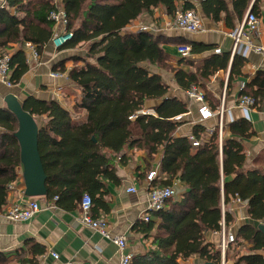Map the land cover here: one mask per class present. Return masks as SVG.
<instances>
[{"label":"trees","instance_id":"16d2710c","mask_svg":"<svg viewBox=\"0 0 264 264\" xmlns=\"http://www.w3.org/2000/svg\"><path fill=\"white\" fill-rule=\"evenodd\" d=\"M178 1L60 0L68 19L66 31L72 33V39L59 51L75 49L80 44L86 47L84 57L62 60L53 70L64 74L66 62L76 65L82 61L81 67L74 66L68 72L67 79L80 91L76 107L86 112L85 122L76 123L55 101L28 97L22 103L24 111L42 119L38 126V151L46 176L45 198L58 208L80 207L84 194L90 196L92 207L103 206L105 183L119 182L115 158L120 165L127 160L125 154L120 155L121 151L137 149L151 161L162 148L159 187H171L176 180L186 192L178 201L169 200L164 209L154 213L159 224L152 248L143 256L133 257L130 264H179L178 259L191 257L200 259V264H220L219 249L206 243L204 234L219 232L222 218L225 226L231 222L230 214L222 212V204L228 205L231 199L247 201L250 218L264 221V173L244 171L241 143L252 135L250 123L239 119L226 125L231 136L220 144L216 132L198 142L197 147L187 138L174 137L181 124L175 118L185 114L187 106L175 98L164 99L168 87L143 64L170 71L164 46L176 40L148 31L122 33L133 21L151 16L158 7H164L172 16ZM183 8L191 6L185 2ZM54 9V0H5L0 6V48H6L8 43L20 44V49L10 56L13 85L28 70L24 44H33L40 54L50 43L54 26L47 17ZM218 9H213L215 19ZM255 9L256 5L250 12L255 13ZM209 49L211 46L192 45L191 50L201 53ZM229 56L226 53L210 56L195 72L172 70L177 85L186 90L199 79L206 80L217 70H225ZM245 61L237 54L232 58L228 87L233 79L241 77ZM254 86L255 91L244 88L240 96L251 97L258 106L264 91L261 73L250 83L252 89ZM205 99L215 110L218 103L210 96ZM150 100L161 103L154 108V115H142L145 102ZM16 130L14 116L0 108V214L7 203L9 186L17 181L21 167L19 145L13 136ZM201 132L202 127H194L197 141ZM155 181L153 184L157 185ZM154 225L144 224L142 231L148 233ZM253 240L257 247H264L263 236L257 234ZM0 264H7L1 253ZM233 264H264V260L245 257Z\"/></svg>","mask_w":264,"mask_h":264},{"label":"crops","instance_id":"0c3cea01","mask_svg":"<svg viewBox=\"0 0 264 264\" xmlns=\"http://www.w3.org/2000/svg\"><path fill=\"white\" fill-rule=\"evenodd\" d=\"M179 0L176 9H184V3H188L202 24V30L197 33H184L174 28H167L166 24L169 16L164 7H158L153 10L151 16H142L129 24L122 33H138L139 25H145L150 28H156L154 34H161L166 38L175 39V43L164 46L167 54V64L171 67L170 71L164 70L155 65L143 64L144 68L150 74L159 75L162 82L168 87L164 99L175 98L187 106V112L177 118L181 123L174 132L176 138H191L197 140L193 135L195 126L203 128L199 133L200 141L207 140L213 132L218 135L219 144L222 139L230 138V131L226 125L244 119L250 123L252 135L249 139L242 141L243 153L245 156L244 171L259 170L264 173V91L262 101L252 110H245L241 105V96L239 86L245 83L247 91L256 90L257 87H250V83L259 73L264 76V57L254 52H249L244 66L241 69V77L233 79L228 87V78L230 72L233 40L230 34L237 29L243 22L248 11L256 5L254 15L258 19V32L251 34L252 43L264 47V0ZM57 6H60V0H54ZM222 3V4H221ZM5 4V0H0V6ZM222 5V9L217 7ZM213 9H218V15L215 19ZM188 10V9H184ZM13 12V11H12ZM253 13V12H252ZM13 14V13H12ZM55 31V28H53ZM54 33V32H53ZM211 46V49L201 53L192 52L190 61L182 59L177 53L178 45ZM25 45V44H24ZM84 44L78 45L75 49L54 50L50 43L47 44L40 55L38 65L28 66L27 72L22 76L20 82L7 88L0 83V108L5 109L4 98L8 94L17 97L18 101L23 103L28 97H33L42 101H55L62 108L67 110L72 119L82 124L86 119V112L76 107L80 99V91L68 79V72L74 67H81L82 61L76 65L68 61L65 63L66 73L62 78H53L51 73H56L53 68L62 60L73 56H85L82 49ZM20 49L19 43H8L6 48H0V54L7 53L10 56ZM219 49L220 53H214ZM25 62L28 51L25 50ZM192 51V50H191ZM229 54V62L225 70H217L206 80H198L192 85L197 86L198 90L204 96V104L210 108L205 96H210L212 100L218 103L215 110H223L222 116L219 114L209 119L201 120L198 109L201 104L188 98L186 92L188 89H181L174 78L172 70H182L184 72H195L202 66L203 62L210 56ZM213 101V102H214ZM259 101V98H258ZM161 100L146 101L142 112L154 115V108L160 105ZM38 126L42 119H35ZM192 143V142H191ZM194 147V146H193ZM126 156V163L120 165L118 158H115V172L119 180L117 184L105 183L104 194L102 197L103 206L91 208L90 215L94 219H103L106 221L107 231L114 236H123L126 238L127 248L133 257L143 256L152 248V241L157 232L158 219L148 213V196L146 176L150 171L156 172V186H160L159 180V162L162 157V148L154 156V159L148 161L143 151L133 149L123 150L120 155ZM119 155V156H120ZM221 159V157H220ZM149 168V170H148ZM22 169H18V179L13 184V188L8 191L7 203L4 211L0 214V253L6 258L7 264H22L23 261H30L31 264H116L120 253L117 247L110 241L103 238L97 232L90 230L79 222V207L67 209L58 208L54 202L46 200L44 197L29 198L34 199L40 205V210L29 221L14 223L5 218L6 211L14 206L26 202L28 197L24 195V186L22 180ZM162 178V177H161ZM160 178V179H161ZM176 187L177 195L171 200L178 201L186 192V188L179 181L174 180L171 185ZM134 188L135 192L129 193L128 189ZM169 201V200H168ZM166 205V204H165ZM165 208V207H164ZM163 208V209H164ZM226 210L232 220L225 226L226 232L234 235L235 242L226 247L221 252V237L218 232H206L204 239L206 243L211 244L220 251V264H233L240 258H259L264 260V247H257L253 237L257 234L263 236L264 221L253 220L248 214L247 201L231 199L226 206L222 204V212ZM149 216V222L155 225L151 231L144 233L142 225L148 224L142 220L143 216ZM224 222V219L222 218ZM225 225V223H224ZM42 250L39 254L37 251ZM51 252L57 254V258L51 256ZM132 257V258H133ZM197 257H191L187 260L178 259L179 264H200Z\"/></svg>","mask_w":264,"mask_h":264},{"label":"built area","instance_id":"2783aa9c","mask_svg":"<svg viewBox=\"0 0 264 264\" xmlns=\"http://www.w3.org/2000/svg\"><path fill=\"white\" fill-rule=\"evenodd\" d=\"M3 5V4H2ZM1 5V6H2ZM55 9L52 10L47 19L53 23L55 31L50 39V45L54 50H59L65 44H67L72 39V33L66 31L68 25L67 15L63 8L57 6L55 3ZM258 19L254 13L248 11L245 15L242 24L235 29L231 34L233 40L232 54H237L242 57L247 56L249 52H254L256 54L264 57V47L252 43L250 39L251 34H257L258 32ZM167 28H174L184 33H197L202 30V24L198 16L193 10H184L176 9L174 14L169 18ZM156 28H150L148 26L139 25L137 30L139 32H153ZM25 50L28 51V56L26 58V64L28 66L38 65L40 63V55L36 47L31 43H25ZM177 53L182 59H191L192 51L191 47L188 45H179L177 47ZM214 53L219 54L220 50L215 49ZM10 55L7 53L0 54V83L11 88L13 83L11 82L12 69L10 67ZM53 78H62L63 75L59 73H51ZM245 88V83L242 82L239 86V91H242ZM188 98L192 101L198 102L201 104V107L198 109V114L201 120H206L211 118L214 115L219 114L222 116L223 110L212 111L209 107L204 104V96L200 92L197 86H190L189 90L186 92ZM240 105L245 110H252L255 108V101L248 96H241ZM146 112H142V115H146ZM192 146L197 147L198 141L191 138ZM156 179V172L150 171L147 176V196H148V213H154L161 211L168 200H171L176 197L177 191L175 185L172 187H159L153 184ZM13 188V184L9 186V190ZM129 193L135 192L134 188L127 190ZM92 201L89 195L84 194L80 200V214L79 222L84 227L97 232L106 240L113 243L119 253L120 257L116 264H130L132 260V254L125 252L127 248L126 238L123 236H114L112 237L107 231L106 221L103 219H94L91 215ZM40 210V205L34 199H26V202L15 204L10 207L6 213L5 218L14 222H27L29 221L37 212ZM142 220L144 222H149L150 218L147 215H144ZM221 237L220 249L221 252H224L226 247L235 242L234 235L226 232L224 222L220 223V230L218 232ZM53 258H57V254L50 253Z\"/></svg>","mask_w":264,"mask_h":264},{"label":"water","instance_id":"95a60500","mask_svg":"<svg viewBox=\"0 0 264 264\" xmlns=\"http://www.w3.org/2000/svg\"><path fill=\"white\" fill-rule=\"evenodd\" d=\"M4 103L5 109L17 121V130L13 136L19 145L24 195L28 198L44 197L46 176L38 151V124L34 117L23 110L21 102L14 95L8 94L4 98ZM260 228L264 232L263 227Z\"/></svg>","mask_w":264,"mask_h":264},{"label":"rangeland","instance_id":"374dc122","mask_svg":"<svg viewBox=\"0 0 264 264\" xmlns=\"http://www.w3.org/2000/svg\"><path fill=\"white\" fill-rule=\"evenodd\" d=\"M178 46H179V45H178ZM178 46H177V47H178ZM85 47H86V46H83V48H82L84 51H85ZM234 55H235V54H234ZM188 60H190V61H194V59H188ZM169 67H170V66H169ZM170 68H171V67H170Z\"/></svg>","mask_w":264,"mask_h":264}]
</instances>
